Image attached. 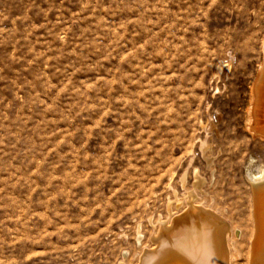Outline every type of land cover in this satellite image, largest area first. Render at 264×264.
Segmentation results:
<instances>
[{"label": "rangeland", "instance_id": "1", "mask_svg": "<svg viewBox=\"0 0 264 264\" xmlns=\"http://www.w3.org/2000/svg\"><path fill=\"white\" fill-rule=\"evenodd\" d=\"M263 65L264 0H0V264H140L190 194L252 264Z\"/></svg>", "mask_w": 264, "mask_h": 264}, {"label": "bare ground", "instance_id": "2", "mask_svg": "<svg viewBox=\"0 0 264 264\" xmlns=\"http://www.w3.org/2000/svg\"><path fill=\"white\" fill-rule=\"evenodd\" d=\"M255 93L257 100L252 130L264 137V65ZM197 179L199 185L196 183V186L200 187L203 181ZM253 191L255 244L252 264H264V173L254 179ZM229 235L227 225L216 215L197 206L195 196L190 194L188 210L172 223L161 224L160 232L153 238L155 248L145 251L140 264H231Z\"/></svg>", "mask_w": 264, "mask_h": 264}]
</instances>
